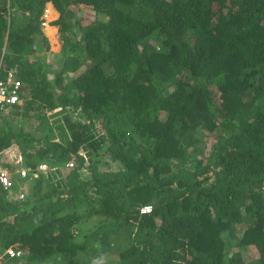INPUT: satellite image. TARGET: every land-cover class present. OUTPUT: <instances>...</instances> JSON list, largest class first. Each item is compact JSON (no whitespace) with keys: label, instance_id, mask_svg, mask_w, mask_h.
Masks as SVG:
<instances>
[{"label":"trees","instance_id":"1","mask_svg":"<svg viewBox=\"0 0 264 264\" xmlns=\"http://www.w3.org/2000/svg\"><path fill=\"white\" fill-rule=\"evenodd\" d=\"M9 71L0 264H264V0H0Z\"/></svg>","mask_w":264,"mask_h":264},{"label":"built area","instance_id":"2","mask_svg":"<svg viewBox=\"0 0 264 264\" xmlns=\"http://www.w3.org/2000/svg\"><path fill=\"white\" fill-rule=\"evenodd\" d=\"M44 27L47 26V22L42 24ZM29 92L28 89H25L23 84L17 79V74L15 71H9L5 79H0V102L3 103V106L9 105H21L23 99L21 94ZM74 164L70 163L68 167L74 169ZM50 168L47 164H40L36 170L32 172V178L38 179L41 176H48L50 173ZM13 172L19 175L21 178L26 179L30 174L26 169L17 168L16 170L7 169L5 167H0V184L7 190L14 192L13 186L14 182L12 180ZM16 196L19 199H26V192L20 190ZM153 210V207L148 205L142 209L143 214H149ZM6 255L10 260H18L17 264H23L21 260L23 259V252L18 251L14 248H9L6 251Z\"/></svg>","mask_w":264,"mask_h":264},{"label":"rangeland","instance_id":"3","mask_svg":"<svg viewBox=\"0 0 264 264\" xmlns=\"http://www.w3.org/2000/svg\"><path fill=\"white\" fill-rule=\"evenodd\" d=\"M49 8H52L51 5H47L46 7V11H45V15H44V20L47 22V26L43 27L44 33L46 34V36L49 38L50 40V44H51V52L53 54H58L61 50L62 47V43L60 41V37H59V33H58V28L53 26V22L57 21L59 18V15L57 14V16H52L50 14L47 13V10ZM52 27V28H49ZM50 29H52L53 34L50 35ZM12 158H14V156H12ZM17 174L15 172H13L12 177H15V183L16 185L20 184V180L21 177H17Z\"/></svg>","mask_w":264,"mask_h":264},{"label":"clouds","instance_id":"4","mask_svg":"<svg viewBox=\"0 0 264 264\" xmlns=\"http://www.w3.org/2000/svg\"><path fill=\"white\" fill-rule=\"evenodd\" d=\"M46 22V21H45ZM43 26V25H42ZM44 27V26H43ZM26 89V88H25ZM28 93V92H27ZM17 105H19V104H17ZM40 164H42V163H40ZM39 164V165H40ZM44 164H46V163H44ZM38 165V166H39ZM48 165V164H47ZM37 166V167H38ZM49 166V165H48ZM0 167H4L3 165H0ZM17 177H20L19 175H16ZM43 177H46V176H43ZM13 178H15L14 176L12 177V180H13ZM21 179H23V178H21ZM25 179H23V181H24ZM13 182L15 183V180H13ZM16 184V183H15ZM19 185V184H18ZM16 187H17V185H16ZM18 190H15V188H14V192H12L11 191V193H12V197H14V198H18L17 196H16V194L22 189V190H24L25 191V187H23V185L21 186H19L18 188H17ZM26 192V191H25ZM19 199V198H18ZM22 200V199H21ZM25 200V199H24ZM152 213V212H151ZM151 213H149V214H151Z\"/></svg>","mask_w":264,"mask_h":264},{"label":"crops","instance_id":"5","mask_svg":"<svg viewBox=\"0 0 264 264\" xmlns=\"http://www.w3.org/2000/svg\"><path fill=\"white\" fill-rule=\"evenodd\" d=\"M51 5V4H49ZM52 8H49L48 10V14L52 15V16H57V14L59 15V13L55 10V8L53 7V5H51ZM55 27V26H54ZM49 28H52L49 26ZM50 33L53 34L52 29H50Z\"/></svg>","mask_w":264,"mask_h":264},{"label":"bare ground","instance_id":"6","mask_svg":"<svg viewBox=\"0 0 264 264\" xmlns=\"http://www.w3.org/2000/svg\"><path fill=\"white\" fill-rule=\"evenodd\" d=\"M48 11H49V10H47V13H48ZM50 35H51V33H50Z\"/></svg>","mask_w":264,"mask_h":264}]
</instances>
